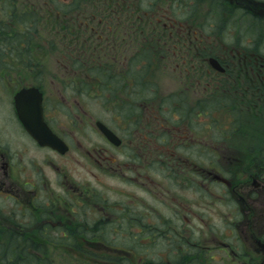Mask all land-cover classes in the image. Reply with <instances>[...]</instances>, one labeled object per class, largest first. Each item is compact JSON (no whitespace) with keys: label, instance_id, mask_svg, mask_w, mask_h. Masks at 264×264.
<instances>
[{"label":"rangeland","instance_id":"obj_1","mask_svg":"<svg viewBox=\"0 0 264 264\" xmlns=\"http://www.w3.org/2000/svg\"><path fill=\"white\" fill-rule=\"evenodd\" d=\"M130 1L0 0V82L7 77H21L22 82L28 83L33 76L28 72L30 66H33L31 64L35 61L37 64L41 63L40 70L45 79L43 87L48 92L57 88L58 94L53 97H56L54 115H57L59 134L71 146L68 157L54 159L53 168L44 161L45 153H41L43 161L37 170L42 171V201H48L52 208H63L68 218L73 213L77 214L80 221L86 220L88 227L82 230L91 238L98 237L94 228L99 225L97 218L104 214L106 207L115 209V206L131 201L135 196L133 189L129 187H126L129 193L124 195L120 182L134 183V168L140 166H128L127 170L124 167V171H119L118 175H114L115 171L110 173L99 168L87 153L92 143L97 145L100 142L105 146L104 140L95 130L94 122L100 120L116 129L118 124H123L120 121L121 113L125 119L136 115L134 100L136 94H139L137 97L141 96L140 92L152 99L154 95H171L170 113L182 123V136L186 138L182 139V155L193 161L188 164L182 162L184 172L194 171L195 176H192L190 186L194 182L196 171L203 172L214 165L222 174V171H229L232 177L241 178L245 170L251 171L254 164L264 163V81L258 78L256 72L260 68L264 70V55L250 45L246 50L229 53L232 55V63L230 66L227 63L223 65L227 69L220 76L208 74V64V69L202 67L201 73L189 67V63H182V68L176 67L179 60L178 57L175 58L173 49L164 54L154 52L150 47L148 38L155 34L152 30L156 29L150 21L156 19L146 15L150 9L147 0H139L136 2L141 3L138 6L133 4V0ZM123 11L133 12V15L138 16L139 22L142 17L148 20H144L147 25L139 28L135 40L123 41V32H130L133 20L122 17ZM170 19L166 16L164 21L169 24ZM147 27L151 29L147 33L148 37L145 34ZM154 36L160 38V42L164 41L162 31ZM228 38L235 39L234 36ZM194 39V36H182V51L186 53L192 49L190 56L198 54L197 60L201 61L203 53L196 52ZM211 53L213 52H208L207 55L210 56ZM221 54L226 55L227 52L221 51ZM208 57L204 58L206 62ZM183 60L190 61L182 54ZM84 63L88 66H84ZM96 67L100 69L97 75ZM54 76L59 84L55 82ZM198 76L201 79L199 82L196 80ZM202 76L206 79L203 80ZM238 76L241 80L239 82L231 83L226 80L230 81ZM2 85L0 84V106L3 108L7 98ZM141 104V108L149 106L147 101ZM232 112L233 115L239 112L236 123L231 116ZM148 113L150 112L143 109L136 116H142L144 120ZM132 122L137 124L135 120ZM131 129L128 123L127 132L131 133ZM125 142L128 143L126 139ZM109 147L106 144L109 153L114 156L119 154L112 146ZM133 149L137 150V147L134 146ZM141 150L145 153L143 148ZM145 163L147 160L141 162V165ZM191 166L196 169H188ZM55 169L60 173H56ZM112 169L115 170L116 167ZM89 185L93 188V193H79V188ZM196 188L203 196H208L217 189L222 190L221 187L214 188L207 184L197 185ZM58 194L62 198L55 201ZM188 195L191 196L192 193L188 192ZM126 204L133 209L139 207L137 203L134 206L132 202ZM143 204L150 205V201L144 200ZM189 204L191 202L187 199L186 207ZM7 209L11 210L9 207ZM140 219L143 224L148 223L145 217ZM110 225L107 223L105 237L110 240L108 237L111 235H119V240L114 244L120 250L112 252L110 245L106 244L103 249H97L96 254L90 255L83 249L87 243L69 242V239L61 237L58 242L61 247L59 250L50 244H43L42 249L48 253L46 258L43 261L37 260V263L31 260L32 263L30 261L29 264H122L121 254L130 264H140L141 260L147 259L152 261L153 258L154 262L162 261L158 258L164 251L161 245L163 242L153 247V244L142 239L136 241L129 238L131 227L128 225L117 227L120 230H115L116 232ZM60 227L53 229L54 233L49 236H59L56 232L63 229V226ZM22 246L23 250H20L19 247ZM26 247L27 245L17 247L14 242L0 243V264H14V261H4L3 258H14L13 253L16 256L18 251L34 254L31 251L35 249L30 251ZM100 251L106 254L102 255ZM132 252L138 255H134V259Z\"/></svg>","mask_w":264,"mask_h":264},{"label":"flooded vegetation","instance_id":"obj_2","mask_svg":"<svg viewBox=\"0 0 264 264\" xmlns=\"http://www.w3.org/2000/svg\"><path fill=\"white\" fill-rule=\"evenodd\" d=\"M138 1L132 2L138 6L141 4L136 3ZM146 2L150 5L146 15L156 19V21H150L156 28L152 31H155V34L158 31L164 33L162 42L160 38L154 36L155 34L150 35L148 38L151 42L150 47L152 51L164 54L173 49L175 58L178 57L179 60L175 64L176 67L182 68V63L183 65L189 63V67L201 73L202 67L205 66L206 70L208 69V58L213 57L222 71L208 65L207 72L220 76L227 69L223 65L227 63L230 66L232 63V55L229 53L246 50L250 45L264 55V0H147ZM124 4L127 5V3ZM122 13V17L133 19L130 23V32L128 30L123 32L125 35L123 41L135 40L139 28L146 27L147 24L144 21L146 19L142 17L139 22L138 16L133 15V12L123 11ZM166 16L169 19L172 17L169 24L164 21ZM149 30L151 31L147 27L145 31L147 37ZM185 35L195 37L196 52L203 53L200 56L203 60H197L198 54L190 56L192 49L186 53L182 51V36ZM229 36H234L235 41L228 38ZM221 51H226L227 54L223 55ZM208 52L213 53L209 56ZM182 54L190 61H182ZM206 57H208L207 62L204 59ZM31 65L35 66H30L28 69V72L33 75L28 83L22 82L21 77H7L5 81L0 82L1 85L4 84L2 87L7 98L3 103L4 107L0 106V243L14 242L17 247L27 245L25 249L35 250L31 251L34 254L18 251L16 256L13 253L14 258L6 257V259L3 258L4 261L27 259V264L31 260H34V263H37V260L43 261L48 253L42 250V245L50 244L59 250L61 247L58 242L61 237L69 239V242L87 243L83 249L90 255L96 254L97 249H103L106 244L110 245L112 252L120 250L114 244L119 240V235H111L108 237L110 240L105 237L106 226L109 223L114 232L120 230L117 227L128 225L131 227V237L127 236L136 241L142 239L153 244V247L161 242L164 243L161 244L164 251L158 258L162 260L161 262H154L153 258L152 261L141 260L140 264L148 262L155 264H264V163L254 164L251 171L245 170L241 178L232 177L229 171H222V174L214 165L203 172L196 171V177L190 186L191 178L195 176L194 171L184 172L182 162L188 164L193 161L190 157L182 155V139L186 140V138L182 136V123L170 113L171 95L165 97L154 95L152 99L143 96V92H140L139 97H137L139 94H136L134 100L136 115L143 109L150 112L144 120L142 116L139 118L136 115H133L131 119H125L121 113L120 121H123V124H118L116 129L100 120L94 122L95 130L104 140L105 146H102L100 142L97 145L92 143L87 153L89 158L99 165V168L110 173L115 171L114 175H118L119 171H124V167H127L125 168L127 170L128 166L140 164L134 168L132 180L134 183L120 182L124 195L129 193L126 187L133 189L135 196L131 198V201L127 200L115 206V209L106 207L104 214L96 217L99 225L94 229L98 237L91 238L86 231L82 230V228L86 229L88 222L80 221L77 214L70 213L71 218H68L63 208L59 206L52 208L48 201H42L40 189L42 188L40 182L42 171L37 170L43 161L41 153H45L44 161L53 168L54 159L68 157L71 146L59 134L56 125L57 115H54L56 97L53 95L58 94L57 88L52 89L51 92L45 90L43 87L45 79L40 70L41 63L37 64L35 61ZM84 66L88 65L84 63ZM256 72L258 78L264 81V70L260 68ZM202 79L206 77L202 76ZM54 80L58 83L55 76ZM196 80L199 82L201 79L198 76ZM226 80L231 83L241 81L239 76L230 81ZM21 90H26L28 93L21 97L26 99L20 101L19 106L23 104L22 107L26 110L30 121H35L38 116H41L43 122L41 127L47 129L43 133L42 142L36 140L20 122L15 101ZM143 101H147L149 106L139 107ZM132 120H135L137 124H134ZM97 122L106 125L114 133L117 145L111 143L98 129ZM126 122L130 123L131 133L127 132L128 123ZM59 138L66 146L65 153H60ZM106 144L108 147L112 146L119 154L114 156L109 153ZM134 146L137 150L133 149ZM142 148L145 153H142ZM145 160L147 163L141 165V162ZM112 167L116 169L113 170ZM188 169L192 170L196 167L191 166ZM55 170L56 173H60L58 169ZM246 173L248 174L245 175ZM70 179L72 180L71 177ZM200 184L211 185L214 188L221 187L222 190L217 189L208 196H203L196 188ZM87 191L93 193V188L90 185L79 188V193ZM188 192L192 195L189 196ZM59 197L62 198L59 195L55 201H58ZM71 197H69L70 204ZM186 198L191 202L187 207ZM144 200L150 201V205H144ZM130 202L133 203L132 206L137 203L139 207L137 209L129 207L126 203ZM8 207L11 210H8ZM225 209L227 211H224ZM141 217H145L148 223L143 224ZM60 226H63V229L56 232L59 236H49L54 233L53 229ZM19 248L23 250V246ZM100 252L102 255L106 254V252ZM132 255L133 259L134 255L138 256L134 252Z\"/></svg>","mask_w":264,"mask_h":264},{"label":"water","instance_id":"obj_3","mask_svg":"<svg viewBox=\"0 0 264 264\" xmlns=\"http://www.w3.org/2000/svg\"><path fill=\"white\" fill-rule=\"evenodd\" d=\"M26 93H28L26 90H22L21 92H19L16 99H21V97H23V95H25ZM22 111H24V113L27 115L26 110L23 107H22ZM23 122H24L25 127H27L29 131H32L33 135L35 136L37 140H39L43 132L47 131L46 128L41 127V125L43 124L41 116H38L37 119L33 123L28 120L23 121ZM31 123L34 125H32ZM97 126L111 142H114L115 144L118 143L115 140V136L108 129H106L103 125L99 123H97Z\"/></svg>","mask_w":264,"mask_h":264},{"label":"bare ground","instance_id":"obj_4","mask_svg":"<svg viewBox=\"0 0 264 264\" xmlns=\"http://www.w3.org/2000/svg\"><path fill=\"white\" fill-rule=\"evenodd\" d=\"M96 68H97V67H96ZM25 99H26V98H22V99H17V100L15 101V104H17V108H16L17 113H18L19 116L22 117V118H25L27 115H26L25 113H22L20 107H22L23 104H21V105L19 106V103H20V101H24ZM31 122H32V121H31ZM32 123H33V122H32ZM32 123H31V124H32ZM32 125H34V124H32ZM27 262H28L27 259H15V260H14V264H27ZM7 264H9V263H7Z\"/></svg>","mask_w":264,"mask_h":264},{"label":"trees","instance_id":"obj_5","mask_svg":"<svg viewBox=\"0 0 264 264\" xmlns=\"http://www.w3.org/2000/svg\"><path fill=\"white\" fill-rule=\"evenodd\" d=\"M96 70H97V73H95L96 75L99 73V71H100V69L99 68H96ZM95 70V71H96ZM260 102H262L261 100H260ZM233 109V108H232ZM237 114H239V112H237V113H235L234 115H233V112L231 113V116H233L234 117V120H235V122L234 123H236L238 120H237V116H239V115H237ZM204 122H206V120H203ZM235 129V128H234ZM43 251H44V249H42ZM122 264H129V261L127 260V259H123L122 260Z\"/></svg>","mask_w":264,"mask_h":264}]
</instances>
